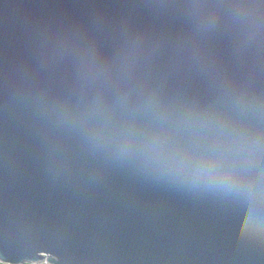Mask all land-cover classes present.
Returning <instances> with one entry per match:
<instances>
[{
  "label": "water",
  "instance_id": "water-1",
  "mask_svg": "<svg viewBox=\"0 0 264 264\" xmlns=\"http://www.w3.org/2000/svg\"><path fill=\"white\" fill-rule=\"evenodd\" d=\"M243 19V9H237ZM180 17L175 29L164 22ZM195 19V23H193ZM214 16L163 0H0L3 54V263L246 264L258 241L216 227L215 192L177 169L101 158L81 141L79 164L65 155L73 116L49 93L46 77L73 56L89 67L96 37L111 35L117 54L170 66L209 80L227 65L225 86L249 105L258 102L251 76L260 40L238 35L217 60L186 42L210 37ZM237 69H242L237 73ZM241 207L236 220H247ZM251 231V229H249Z\"/></svg>",
  "mask_w": 264,
  "mask_h": 264
},
{
  "label": "snow or ice",
  "instance_id": "snow-or-ice-1",
  "mask_svg": "<svg viewBox=\"0 0 264 264\" xmlns=\"http://www.w3.org/2000/svg\"><path fill=\"white\" fill-rule=\"evenodd\" d=\"M185 12L214 16L217 30L199 41L189 40L204 56L217 60L238 35L260 40L258 66L251 80L258 102L249 105L225 86L227 65L215 79L191 68L170 66L165 54L148 64L117 54L111 35L96 37L87 71L73 56L46 77V87L59 97V107L73 116L65 155H75L83 141L111 160L120 155L153 166L179 169L215 192L216 227L237 230L258 241L246 264H264V0H163ZM243 9V19L237 14ZM180 17L164 22L175 29ZM195 23V19H193ZM242 69H237V73ZM3 54L0 48V151L3 144ZM4 184L0 173V231L3 229ZM247 220H236L241 207ZM251 229V231H249ZM2 248V243H0ZM0 258V264L4 259Z\"/></svg>",
  "mask_w": 264,
  "mask_h": 264
},
{
  "label": "rangeland",
  "instance_id": "rangeland-1",
  "mask_svg": "<svg viewBox=\"0 0 264 264\" xmlns=\"http://www.w3.org/2000/svg\"><path fill=\"white\" fill-rule=\"evenodd\" d=\"M40 255H43V256H44V259L41 260L40 262H37V263H31V264H52V263L47 262V260H46V257L49 256V254H46V253H40ZM3 264H8V263H3Z\"/></svg>",
  "mask_w": 264,
  "mask_h": 264
},
{
  "label": "trees",
  "instance_id": "trees-1",
  "mask_svg": "<svg viewBox=\"0 0 264 264\" xmlns=\"http://www.w3.org/2000/svg\"><path fill=\"white\" fill-rule=\"evenodd\" d=\"M23 264H31V263H29V262H24Z\"/></svg>",
  "mask_w": 264,
  "mask_h": 264
}]
</instances>
